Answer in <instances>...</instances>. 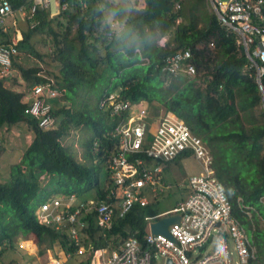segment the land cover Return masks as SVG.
<instances>
[{"label":"trees","instance_id":"16d2710c","mask_svg":"<svg viewBox=\"0 0 264 264\" xmlns=\"http://www.w3.org/2000/svg\"><path fill=\"white\" fill-rule=\"evenodd\" d=\"M8 1L15 13L19 9L27 12L33 4V0ZM60 2L66 7L52 17L45 8H37L30 20L33 26L24 18L26 25L20 27L21 38L16 43L19 51L41 58L31 42L35 33L40 34L58 70L48 72L51 76L46 79L38 75L42 73L39 64L26 66L16 58L15 72L0 78V128L23 122L32 134L20 160L12 164L9 180L0 182V247L29 235L38 245L47 242V249L56 243L64 252H73L74 246L66 235L38 223L34 211L55 194L75 193L80 198L106 195L107 172L101 184L94 160L105 167L114 153L116 141L109 132L118 117L101 109L98 100L103 93L119 88L121 96L132 102L142 100L151 108L154 101L162 103L164 112L174 113L202 138L212 154L214 173L224 187L232 214L251 235L255 256L248 264H264V204L259 201L264 197V110L254 76L243 70L246 56L236 46L234 36L219 25L213 12L203 25L185 21L180 5H174L180 0H133L122 28L132 31L137 48L123 45L114 49L117 30L106 21L104 8L111 2ZM13 32L11 27L0 30V44L11 43ZM150 35L168 38L163 46H158L149 42ZM100 46L106 50L104 55L99 54ZM187 47L195 73L177 77L162 74L163 58ZM49 79L63 94L53 101L55 123L42 128L25 114L27 103L23 101L22 89L24 84ZM101 79L106 83L96 90ZM83 86L94 90L96 104L92 109L73 106L74 97ZM78 125L91 132L83 151L84 159L91 160L89 164L78 160L62 143L70 129ZM41 176L49 177L46 185H41ZM185 190L180 200L186 196L187 187ZM87 192L88 196L81 197ZM242 205L254 207L250 218ZM146 206L134 205L103 232L91 218L86 231L93 247H117L129 235L141 239L147 230L145 217L155 215L147 214Z\"/></svg>","mask_w":264,"mask_h":264},{"label":"built area","instance_id":"2783aa9c","mask_svg":"<svg viewBox=\"0 0 264 264\" xmlns=\"http://www.w3.org/2000/svg\"><path fill=\"white\" fill-rule=\"evenodd\" d=\"M207 3L219 25L243 49L246 56L243 70L254 76L264 110V0H207ZM174 5L176 8L179 4ZM39 7L52 17L66 3L33 0L29 11L19 9V12L30 21ZM14 12L8 0H0V30L7 27L15 30L11 43L0 44V78L15 72L13 60L20 54L16 47L20 34ZM33 25L30 21V26ZM160 71L170 77L192 76L195 67L191 50L181 48L166 55ZM38 75L48 79L42 73ZM22 91L23 101L27 103L25 114L42 128L52 127L53 101L62 96L63 90L49 79L29 86L24 84ZM98 105L110 116L118 117L109 132L116 146L105 164L108 192L99 198H80L75 193L51 195L36 207L37 222L65 234L74 246L73 253L85 254L87 264H167V260L172 264H248L255 256L251 235L232 214L224 187L214 173L212 154L202 138L174 113L150 112L145 101L124 99L119 90L103 93ZM96 145L94 141L93 148ZM188 154L200 169L188 176L186 196L174 208L160 213L179 216L168 225L167 235L150 231L149 223L160 215L156 214L145 217L147 230L141 239L129 235L117 247H93L86 231L91 218L103 232L134 205L146 206L148 195L156 198L171 187L162 174L166 163ZM259 201L264 204V197ZM242 210L250 218L254 207L242 205ZM27 241L32 240L20 236L18 243L21 247ZM23 248L32 255L38 251L37 246L33 253ZM48 254L43 264H61L58 257L51 256L49 251Z\"/></svg>","mask_w":264,"mask_h":264},{"label":"rangeland","instance_id":"374dc122","mask_svg":"<svg viewBox=\"0 0 264 264\" xmlns=\"http://www.w3.org/2000/svg\"><path fill=\"white\" fill-rule=\"evenodd\" d=\"M111 2L110 6L104 7L106 21L113 25L117 39V43L114 49H121L123 45L125 47H132L138 45V41L135 38L131 30L126 26L122 28V23L125 19L126 14L130 10V6L133 0H108ZM128 1V2H127ZM180 9L183 12V18L185 21H193L198 25H203L205 18L212 13L207 0H180ZM131 2V3H130ZM178 5V7H179ZM139 5H136L138 7ZM176 7V8H178ZM16 14V13H15ZM18 20L17 29L20 27H25V20L20 18V15L16 16ZM20 20V21H19ZM7 24L11 25V19L7 21ZM12 28V27H11ZM14 34V32H13ZM13 34L11 38H13ZM168 38V35L164 37H157L156 35H150L149 42L158 46H163ZM31 42L36 49V51L42 55L41 58L37 57L32 53L27 51H20L18 60L24 65L28 66L30 63H37L42 68V73L45 76H51L48 72H56L58 70V64L54 63L50 59V55L47 52L46 45L40 40V34L35 33L31 39ZM99 54L104 55L106 50L100 46ZM137 52V49H136ZM143 60V59H142ZM26 61V62H25ZM8 83V82H7ZM105 80L101 79L96 86V90L102 88L105 85ZM6 84V82H5ZM89 87L83 86L77 92L74 97L73 106L76 108L85 106L87 109H92L96 104V98L94 95V90H89ZM119 88L112 90L117 92ZM64 102V98L60 100V103ZM154 108L149 105L148 108L155 111V114H161L163 111V105L157 101L152 103ZM149 122L150 119H147ZM91 132L84 125L74 126L70 129L68 135L62 140V143L73 153L75 157L84 162L91 163L90 159H84V143L90 138ZM32 134L27 131V127L23 122H19L16 125L0 128V182H6L9 180V172L13 163L20 160L21 154L25 146L30 142ZM95 167H97L99 181L104 184L106 179V170L104 165L98 159L94 160ZM200 169L198 162L194 159L192 155H186L178 157L173 161L166 163L163 171L165 181L171 184V187L159 194L156 198L148 195L149 203L145 207L147 214H160L164 211L174 208L180 198L185 195V187H187V178L189 175L198 172ZM49 177L41 176V185H46L48 183ZM90 192L82 194L81 197H86ZM168 214H160L155 220H158L165 216H170ZM260 222V218H259ZM262 224V223H261ZM28 239L32 241L23 242V246L31 253L34 252V248L37 246L38 251L35 252L36 256L27 253L23 246L19 245V238H14L11 245H3L0 247V264H39L38 260L43 264L46 261V253L49 251L51 256L54 255L58 257L61 264H87L85 254H75V253H63L57 248L50 247L48 250L46 246L47 242L40 245H36L33 238L28 235ZM47 249V250H45ZM67 254V256H65ZM38 257V259H37ZM159 262V261H158Z\"/></svg>","mask_w":264,"mask_h":264},{"label":"water","instance_id":"95a60500","mask_svg":"<svg viewBox=\"0 0 264 264\" xmlns=\"http://www.w3.org/2000/svg\"><path fill=\"white\" fill-rule=\"evenodd\" d=\"M178 215H170L162 217L158 220L152 221L149 223L150 231L152 233H163L168 234L167 227L170 223H173L178 220ZM167 264H172L169 260H167Z\"/></svg>","mask_w":264,"mask_h":264},{"label":"crops","instance_id":"0c3cea01","mask_svg":"<svg viewBox=\"0 0 264 264\" xmlns=\"http://www.w3.org/2000/svg\"><path fill=\"white\" fill-rule=\"evenodd\" d=\"M17 15H20V18L23 20L24 19V17L20 14V12L18 11V12H16V14H15V12H14V18H15V21H16V27H17V23H18V20L16 19V16ZM25 20V19H24ZM20 21V20H19ZM16 30H18L19 31V29H16ZM19 34H20V32H19ZM20 38H21V34H20ZM166 166V165H165ZM165 166H164V168H165ZM163 171H164V169H163ZM162 174H163V172H162ZM163 178H164V181H165V177H164V175H163ZM171 185V184H170ZM156 215V214H155ZM89 238V237H88ZM55 248H57L59 251H62L63 253H70V252H64V250H62V248L59 246V244H54L53 245ZM48 250H50V249H48ZM73 253V252H72ZM67 254H65V256H67ZM32 255V254H31ZM47 255H49L48 254V252L46 253V257L45 258H47ZM34 256H36V255H34ZM37 259H38V257H37ZM47 260V259H46ZM45 262V261H44ZM38 263L39 264H42L41 262H40V260H38Z\"/></svg>","mask_w":264,"mask_h":264}]
</instances>
